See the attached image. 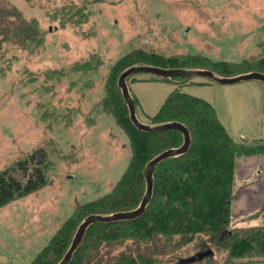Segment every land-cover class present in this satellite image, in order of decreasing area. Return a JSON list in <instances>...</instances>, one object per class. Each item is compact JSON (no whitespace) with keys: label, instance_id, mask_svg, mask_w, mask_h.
<instances>
[{"label":"rangeland","instance_id":"374dc122","mask_svg":"<svg viewBox=\"0 0 264 264\" xmlns=\"http://www.w3.org/2000/svg\"><path fill=\"white\" fill-rule=\"evenodd\" d=\"M69 4L85 6L91 13L89 20L61 28L52 15ZM4 5L18 7L27 19L36 18L46 39L36 53L2 45L0 172L40 147L50 150L55 164L44 186L0 206L3 264H29L77 206L109 193L126 169L132 155L129 137L114 116L101 108L106 78L120 57L146 49L242 62L263 53L264 0H0V6ZM97 55L102 59L98 68L85 75L67 72L74 62ZM60 68L66 71L61 79L46 80L47 70ZM35 74L38 77L32 81ZM133 77L128 81L130 92L137 94L147 112L156 113L168 93L180 89L212 103L235 140L263 138L261 80L224 84L193 76L179 82L144 72ZM45 109L48 115L43 118ZM67 112L71 115L65 116ZM138 115L150 123L140 107ZM247 166H255L257 174L263 172L264 154L237 159L236 171ZM248 174L236 173L237 205L248 195L251 198L248 208L243 205L233 213L234 228L264 221V205L259 207L264 182L250 185L259 178H246ZM253 218L259 223L251 222ZM219 242L199 234L177 253L163 257L161 264H227V252ZM125 247L105 254L104 261ZM233 264H264V259Z\"/></svg>","mask_w":264,"mask_h":264},{"label":"trees","instance_id":"16d2710c","mask_svg":"<svg viewBox=\"0 0 264 264\" xmlns=\"http://www.w3.org/2000/svg\"><path fill=\"white\" fill-rule=\"evenodd\" d=\"M90 15L85 6L69 4L55 11L52 19L59 20L61 28H64L68 24L82 25ZM41 29L36 18L27 19L18 7L0 6V51L3 44H13L31 53L39 52L46 39ZM260 44L262 55L242 62L212 61L203 55H163L146 49H134L120 57L106 78V95L101 101V108L113 115L128 135L132 152L130 161L113 189L77 206L29 264H58L69 249L78 226L88 215H107L137 208L146 192V164L162 151L178 147L184 141L183 133L178 130L149 132L133 124L118 86L122 71L135 64H149L164 68L206 66L219 76L250 71L264 73V42ZM101 63L98 55L91 56L74 62L67 72L85 75ZM65 74L62 68L44 73L47 81L55 77L59 80ZM134 75L127 77L128 86L129 79ZM151 76L179 82L191 79ZM37 77L35 74L31 80ZM136 79L133 77V80ZM132 96L138 115V100L134 94ZM47 115L46 110L42 116L46 118ZM70 115L68 112L65 114ZM147 117L152 125L170 121L185 124L191 135L188 150L156 165L152 197L143 214L133 219L90 224L68 264H161L163 257L177 253L199 234H206L214 243L220 241V247L227 252V264L242 259L251 262L263 260L264 221L250 227L235 228L232 223L237 159L264 154V138L235 140L219 119L212 103L180 89L171 91L157 112ZM54 164L50 150L40 147L1 171L0 206L44 186ZM123 245L126 246L124 250L111 256ZM107 253L111 255L108 261H104Z\"/></svg>","mask_w":264,"mask_h":264},{"label":"water","instance_id":"95a60500","mask_svg":"<svg viewBox=\"0 0 264 264\" xmlns=\"http://www.w3.org/2000/svg\"><path fill=\"white\" fill-rule=\"evenodd\" d=\"M149 73L151 75H155L158 77L163 78H174V77H183V78H192L193 76H202L206 77L208 79H211L213 81L229 84V83H235L241 80H248V79H258L264 82V73L260 71H250L241 73L234 76H219L217 75L213 70L211 69H198V68H164L160 66L155 65H149V64H135L128 68H126L124 71H122L118 77V86L122 90V94L124 97V100L129 108V115L130 119L133 122V124L145 131L149 132H160V131H167V130H178L183 133L184 141L183 143L178 147H172L168 148L158 155H156L154 158H152L145 166L144 174L146 179V192L141 200L140 205L132 210H121L116 211L111 214L103 215V214H90L88 215L83 222L78 226L76 233L72 239L71 245L67 252L65 253L64 257L58 264H68L69 261L72 258V255L76 248L81 243L83 236L85 234V231L87 227L97 221L101 222H113L117 220H127V219H133L145 211L146 205L150 201L153 193V182H154V171L156 165L171 156L184 153L188 150L190 144H191V135L188 127L183 124L180 121H170V122H164L159 124H148L141 121L137 115V108L135 99L133 98L128 83H127V77L136 74V73ZM264 138V135H263ZM210 253V250H209ZM194 259V258H192Z\"/></svg>","mask_w":264,"mask_h":264},{"label":"crops","instance_id":"0c3cea01","mask_svg":"<svg viewBox=\"0 0 264 264\" xmlns=\"http://www.w3.org/2000/svg\"><path fill=\"white\" fill-rule=\"evenodd\" d=\"M138 79V78H137ZM136 79V80H137ZM147 79V77L146 78H143V79H141V80H146ZM152 79V78H151ZM135 80V81H136ZM147 81H154V80H147ZM171 92V91H170ZM169 92V93H170ZM168 93V94H169ZM134 96L137 98V100H138V108L140 107L141 108V110L143 111V113H145V116H147L148 114H153V113H150V112H147L146 110H145V106H144V104H143V102H142V100L137 96V94H134ZM166 98V97H165ZM161 106V105H160ZM245 173V172H249V174L247 175V176H245L246 178L247 177H253L254 175H256L257 176V178H259V180L257 179V181L256 182H251L250 183V185H254V183L255 184H257V185H259V184H261L260 182L262 181V182H264V171L262 172L261 170L260 171H258V174H257V171H255V166H247V168H245L243 171H242V168H240V170L238 171H236V173L238 174V175H240V174H242V173ZM250 187V186H249ZM248 187V188H249ZM249 191V190H248ZM247 191V192H248ZM237 194L238 193H234V201H233V213L236 211V210H239V207H243V205H244V207H246V208H248V206H249V199L251 198L250 197V195H248V197L245 199L244 198V200H242L241 202H239V204L237 205V201H236V196H237ZM262 199H261V196H260V202H259V207H261V206H263L264 205V199L261 201ZM259 207H257V208H259ZM256 208V209H257ZM241 209V208H240ZM259 221L260 220H258V219H255V218H253L252 219V221L251 222H254V223H259ZM253 225H255V224H253Z\"/></svg>","mask_w":264,"mask_h":264}]
</instances>
